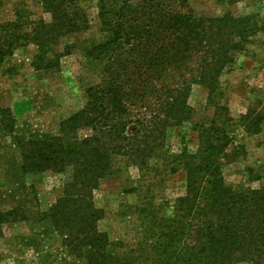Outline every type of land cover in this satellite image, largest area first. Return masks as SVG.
I'll return each instance as SVG.
<instances>
[{
  "label": "rangeland",
  "instance_id": "obj_1",
  "mask_svg": "<svg viewBox=\"0 0 264 264\" xmlns=\"http://www.w3.org/2000/svg\"><path fill=\"white\" fill-rule=\"evenodd\" d=\"M119 6V0H80L87 25L83 31L61 38L58 67L51 72L35 70L37 46L32 43L22 45L0 63V214L11 212L0 222V264H89L82 223L66 221L64 210L58 227L48 217L79 169L73 163L64 169L38 167L32 159L40 161L46 146L54 144L49 136L59 137L63 121L85 108L84 88L100 81V65H89L85 47L101 42L106 35L102 9L114 10L118 14L112 16L114 23L135 27L134 31L139 21L143 22L125 18ZM173 7L179 14L193 13L195 17L232 15L239 27L224 29L225 38L234 28L244 27L247 16L264 26V0H187L183 5L174 0ZM17 10L30 27L39 20L52 22L51 13L38 0H0V22L5 25L14 20ZM239 39L237 34L229 40L234 44ZM229 54L231 61L223 66L212 94L199 82L192 83L189 92L185 90L191 110L180 122L172 119L177 115H171L166 126H151L158 121L154 120L155 111L142 110L137 103L139 124L133 131L130 126L126 134L139 138L131 143L132 149L123 146L119 150L111 174L91 190L90 202L98 211L93 228L108 240L107 247L97 249L102 255L125 264H161L164 257L182 255L179 238L174 242L159 238L163 228L157 226L158 220L173 218L181 199L188 195L187 170L180 166L184 162L177 155L186 149L197 155L199 133L212 122L215 130L229 136L230 146L225 151L229 156L221 166L227 186L245 194L264 189V31L250 36L245 50L230 48ZM258 123L259 130L253 126ZM136 129L143 131L135 134ZM93 133L79 129L76 137L89 138ZM37 139L43 144L35 149L29 142ZM194 160L199 164L198 158ZM194 214L195 225L209 219L204 213ZM197 240L188 237L187 243L194 245ZM168 244L172 248L165 252ZM260 244L258 254L264 264V241ZM232 264L252 263L241 260Z\"/></svg>",
  "mask_w": 264,
  "mask_h": 264
},
{
  "label": "trees",
  "instance_id": "obj_2",
  "mask_svg": "<svg viewBox=\"0 0 264 264\" xmlns=\"http://www.w3.org/2000/svg\"><path fill=\"white\" fill-rule=\"evenodd\" d=\"M38 2L51 13L52 22L47 24L39 20L30 27L18 10L14 12V20L5 25L0 22V34H3L0 63L12 57L22 45L32 43L37 46L35 70L51 72L58 67L57 48L61 38L81 32L87 25L85 10L79 7L80 0ZM119 2L125 18L143 22L139 21L134 31L135 27L133 30L132 26L114 23L112 16L118 15L114 10L102 9L100 16L107 26L106 35L101 42L85 47L89 65H100V81L84 88L85 108L63 121L59 137L49 136L48 140L54 144L46 146L40 161L36 156L38 160L32 159L38 167L64 169L73 163L79 169L48 217L58 227L62 221L59 215L64 210L66 221L82 223L83 245L89 247L86 257L89 264H125L97 250L107 247L108 240L93 228L98 211L90 199L91 190L98 186L100 179L111 174L108 173L112 171L114 156L121 153L119 150L123 146L132 149L131 143L139 138V135L126 134L130 126L133 131L139 124L135 113L137 103L142 105V110L155 111L154 120L158 121L153 120L151 126L161 123L166 126L171 115H177L172 119L180 122L181 116L186 117L191 110L186 103L190 86L197 82L206 84L212 94L211 88L223 66L231 61L229 49L245 50L250 36L264 31L263 24L247 16L244 27L232 30L231 36L238 34L240 37L233 44L229 40L231 36L224 37V29L239 27L238 20L230 14L220 19L179 14L174 10V0ZM186 2L180 0L182 5ZM226 47L229 48L226 50ZM184 109L187 110L182 114ZM253 126L260 129L259 123ZM79 129L94 133L89 138L79 139L76 137ZM141 131L136 129L134 133ZM247 131L250 132L251 127L247 126ZM199 137L197 155H190L188 149L177 155L184 162L180 166L187 170L188 195L181 199L173 218H160L157 225L163 228L159 238H170L169 242L179 238L182 255L158 259L161 264H232L241 260L262 264L258 252L264 241V189L245 194L227 186L221 166L222 160L229 156L225 152L230 146L229 136L223 130H215L214 122L208 128L202 127ZM29 144L38 149L43 141L37 139ZM232 155L235 153L231 152ZM195 158L199 159V164ZM195 211L209 216L205 224L202 221L194 224L191 215L195 216ZM9 214L11 212L0 214V222ZM188 237L198 240L191 245L187 243ZM171 248L168 244L164 251Z\"/></svg>",
  "mask_w": 264,
  "mask_h": 264
}]
</instances>
